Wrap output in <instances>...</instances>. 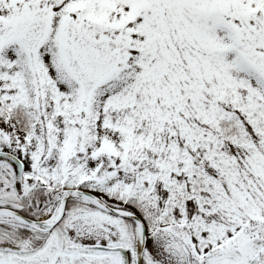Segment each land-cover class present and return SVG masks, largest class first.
I'll return each instance as SVG.
<instances>
[{"label": "snow or ice", "instance_id": "6c2138e0", "mask_svg": "<svg viewBox=\"0 0 264 264\" xmlns=\"http://www.w3.org/2000/svg\"><path fill=\"white\" fill-rule=\"evenodd\" d=\"M0 264H264V0H0Z\"/></svg>", "mask_w": 264, "mask_h": 264}]
</instances>
